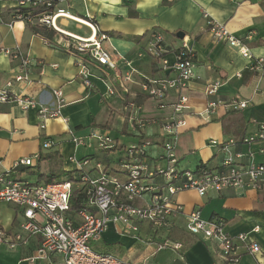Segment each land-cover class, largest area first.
Masks as SVG:
<instances>
[{
  "label": "crops",
  "instance_id": "crops-1",
  "mask_svg": "<svg viewBox=\"0 0 264 264\" xmlns=\"http://www.w3.org/2000/svg\"><path fill=\"white\" fill-rule=\"evenodd\" d=\"M19 1L0 0V88L18 71V62L11 60L3 51L18 47L33 61V66L28 80L14 83L10 92L53 107V91L60 90L64 105L58 118L44 121L36 108L22 109L15 104H0V176L9 173L14 180L34 185L45 184L49 178L62 179L63 173L75 174L76 167L69 161L72 155L77 160L94 157L98 161L103 154L112 155L83 147L76 149L70 141L69 130L77 138L87 137L94 128L138 138L132 117L144 121L169 116V108L158 110L139 89L143 79L164 77L158 65L144 52L153 32H161L169 48L179 46L182 39H178L176 34L182 32L183 39L195 51V79L189 84L187 93L190 112L205 108L210 99L204 95L205 84L214 80L223 82L214 99H237L248 103L242 111L220 110L207 123L195 115L188 116L187 127L176 146L179 163L185 160V165L179 169L194 171L203 165L217 169L222 162L218 160L224 158L221 145L229 141L233 142L229 147L232 153H243L248 157L250 154L251 158H245L246 162L251 160L264 164V141L242 143V139L255 133L259 124H264V79L246 69L248 62L237 49L214 40L204 19L206 16L223 25L246 44L254 59L262 58L264 61V0H22L55 1L57 8L89 23L95 31L71 20L60 19L58 25L63 32L83 38L103 37L102 48L114 55L117 68L109 71L91 64L93 77L89 88L83 85L74 56L66 48L70 44L67 35L44 32L52 45L46 43L24 21L14 19ZM130 11L134 16L129 15ZM70 27L72 31L68 30ZM252 32V40H245L246 35ZM169 60H173L172 55ZM130 70L134 73L130 81H126ZM103 82L115 89V95H106ZM175 97L171 93L166 103H173ZM156 131V127H151L140 133L152 138ZM45 139H55L59 146L44 150L42 142ZM36 155L39 159L34 162V167L12 170L17 160ZM192 166L193 169L190 168ZM175 199L183 205L186 213L198 210L202 219L220 221L223 231L229 236L249 233L254 227H259L260 232L252 237L264 252V192L226 190L199 197L190 190L177 194ZM21 213L22 210L12 204L0 203V227L8 238L18 231ZM163 241L179 243L181 249L176 251L166 247L157 250V244ZM38 244L37 237H30L25 246L12 250L0 245V264H28L26 259L33 255ZM91 246H94L95 253L109 254L132 264H226L214 241L204 242L186 231L184 217L177 218L172 229L161 233L152 234L145 224L140 226L137 237L108 231ZM49 262L64 264L57 255L37 264ZM236 264L256 263L254 257L239 250Z\"/></svg>",
  "mask_w": 264,
  "mask_h": 264
},
{
  "label": "built area",
  "instance_id": "built-area-1",
  "mask_svg": "<svg viewBox=\"0 0 264 264\" xmlns=\"http://www.w3.org/2000/svg\"><path fill=\"white\" fill-rule=\"evenodd\" d=\"M30 2L21 0L17 5L21 8L36 6ZM42 4L47 13H42L36 23H29L62 33L58 21L63 19L59 16L66 12L54 6L51 1H44ZM14 19L22 20V14L15 13ZM204 19L212 38L237 49L239 55L248 62L246 69L264 79L263 59H254L246 44L235 38L223 25L206 16ZM253 36V32L248 33L244 39L250 41ZM67 37L70 44L66 48L74 56L78 76L85 87L92 86L93 75L89 67L91 64L116 71L114 55L102 48L103 37L96 39L92 36L94 40L89 43ZM3 52L11 60L18 62V71L0 88V104H15L22 109L36 108L39 117L44 121L58 118L59 110L64 105L60 90L53 91V107L40 105L29 97L15 96L10 92L14 83L28 80L33 61L18 47ZM144 52L158 65L164 77L143 79L139 83V89L146 98L155 103L158 110L169 108L170 115L144 121L132 117L133 129L139 141L128 147L119 146L118 141L105 130L91 129L85 138H77L69 130L70 141L76 149L83 147L113 154L124 148V156L117 158L114 166L103 164L94 157L77 160L72 155L69 161L75 165L79 174L76 180L34 185L27 181L14 180L9 173L0 176V203L12 204L22 210L17 224L18 231L11 237L8 238L6 231L0 227V245L12 250L25 246L30 237H37L39 244L33 255L26 259L28 264L49 261L52 255L60 256L64 264H132L109 254L95 253L90 244L100 240L108 231H114L120 236L137 237L143 224L152 234L169 231L174 227L177 218L184 217L186 231L192 236L200 237L204 242L214 241L226 264L238 263L239 250L254 257L256 264H264V252L252 237L260 232L259 227H254L249 233L232 237L223 231L220 221L204 220L198 210L186 213L183 205L175 199L177 194L190 190L195 191L199 197L226 190L240 193L264 192V164L251 160L246 162L245 158L250 159V154L248 157L243 153H232L229 150L233 144L231 141L221 145L224 158L217 169H208L204 165L194 171L177 167L179 161L176 146L187 127L188 116L195 115L207 123L220 110L238 112L245 109L248 103L237 99H214L223 86V82L214 80L205 84L204 95L210 98L205 108L192 113L187 93L189 84L195 79V51L189 42L184 38L178 47L169 48L163 34L153 32ZM170 55L172 61L169 60ZM133 73L130 70L125 80L130 81ZM100 80L104 81L103 78ZM104 86L108 97L115 95L114 88L106 82ZM171 93L175 94V100L167 104L166 100ZM130 108L133 109L134 106L131 104ZM151 127L157 128L152 138L141 135L140 132ZM260 141H264V124H259L252 136L242 139L243 144ZM211 144L216 145L215 142ZM58 146L59 142L55 139H45L42 142L44 150ZM158 151L161 153L158 154ZM38 159L37 155L19 159L13 164L12 170L34 167V162ZM160 162L165 165H160ZM76 195L82 196L83 200L77 209H73L71 204ZM166 247L177 251L181 249V244H167L163 241L157 244L156 249Z\"/></svg>",
  "mask_w": 264,
  "mask_h": 264
},
{
  "label": "trees",
  "instance_id": "trees-1",
  "mask_svg": "<svg viewBox=\"0 0 264 264\" xmlns=\"http://www.w3.org/2000/svg\"><path fill=\"white\" fill-rule=\"evenodd\" d=\"M42 2L44 1H31V3L36 4L35 7H28V8H21L17 6V11L16 13H20L22 14V21H24L26 23V26H29L32 28L33 32L36 33L37 35H40L43 39H45L49 45H52V42L50 41L48 35H45L44 32L50 34H55L57 32L48 29L46 27H38V26H32L29 21H32L34 23L37 22L38 18L40 17V15L42 13H47V9L45 8V6L42 4ZM52 4L54 6H56V2L55 1H51ZM31 6V5H30ZM130 16H134V14L130 11L129 12ZM93 24V22H92ZM70 51V50H69ZM74 174V173H73ZM72 173H63V179L66 181H73L76 180L78 177V173L75 171V174L73 175ZM54 181L53 178H49L48 180H46V183H50ZM83 200V197L80 195H76V197H74L73 202L71 204L73 209H77L80 205H81V201Z\"/></svg>",
  "mask_w": 264,
  "mask_h": 264
},
{
  "label": "rangeland",
  "instance_id": "rangeland-1",
  "mask_svg": "<svg viewBox=\"0 0 264 264\" xmlns=\"http://www.w3.org/2000/svg\"><path fill=\"white\" fill-rule=\"evenodd\" d=\"M68 30H71L72 31V28L70 27V28H68ZM104 109H106V106L104 105ZM108 133H110L111 134V131H109ZM112 136H114V137H117L118 139H119V141H118V145L119 146H121L122 145V147H128L129 145H131V144H134V143H137V141H139V139L138 138H135V137H131V136H127V135H124V136H121L119 133H116V132H113L112 134H111ZM92 151H95L94 149L92 150ZM91 151H89V152H87V153H90ZM102 155V154H101ZM124 156V148H122V149H118V150H116V152L115 153H113L112 155H105V154H103V156H102V158L100 157V161L102 162V163H108V162H110V164H111V166H113L114 165V163H115V160L117 159V158H121V157H123ZM259 159L260 158H257L256 160L257 161H259ZM219 162H221L222 160L221 159H219L218 160ZM157 165L159 164V162H155ZM222 163V162H221ZM160 165H162V166H164L165 165V163L164 162H160ZM185 165V160H182L179 164H178V168H183L182 166H184ZM191 169H193V166L192 167H190ZM64 179L62 178H56V179H54V182H61V181H63ZM146 198H148V196H145ZM91 250L92 251H95L94 250V246H91Z\"/></svg>",
  "mask_w": 264,
  "mask_h": 264
},
{
  "label": "bare ground",
  "instance_id": "bare-ground-1",
  "mask_svg": "<svg viewBox=\"0 0 264 264\" xmlns=\"http://www.w3.org/2000/svg\"><path fill=\"white\" fill-rule=\"evenodd\" d=\"M59 17H61L63 19L71 20L73 22L78 23L79 25L85 26V27L89 28L90 30L94 31L92 29L93 27L89 23H87V22H85L83 20L77 19V18L71 16L70 14L68 15L67 13H64V14H61ZM62 33L67 35V36L73 37V38H75L76 40H78V41H80L82 43H89V42H92L94 40L93 37L83 38V37L74 35L73 33L66 32V31L65 32L62 31Z\"/></svg>",
  "mask_w": 264,
  "mask_h": 264
},
{
  "label": "water",
  "instance_id": "water-1",
  "mask_svg": "<svg viewBox=\"0 0 264 264\" xmlns=\"http://www.w3.org/2000/svg\"><path fill=\"white\" fill-rule=\"evenodd\" d=\"M176 37H177L178 39H183L184 34H183L182 32H178V33L176 34Z\"/></svg>",
  "mask_w": 264,
  "mask_h": 264
}]
</instances>
